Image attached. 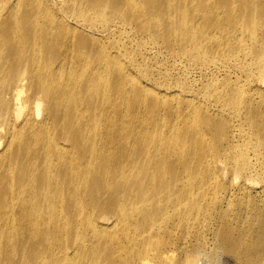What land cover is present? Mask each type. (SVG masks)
Instances as JSON below:
<instances>
[{
  "label": "bare ground",
  "instance_id": "1",
  "mask_svg": "<svg viewBox=\"0 0 264 264\" xmlns=\"http://www.w3.org/2000/svg\"><path fill=\"white\" fill-rule=\"evenodd\" d=\"M226 253L264 264V0H0V264Z\"/></svg>",
  "mask_w": 264,
  "mask_h": 264
},
{
  "label": "rangeland",
  "instance_id": "2",
  "mask_svg": "<svg viewBox=\"0 0 264 264\" xmlns=\"http://www.w3.org/2000/svg\"><path fill=\"white\" fill-rule=\"evenodd\" d=\"M221 260L224 262H221L222 264H226V263H229V264H239V261L237 260L236 257L232 256L231 254H223V256L221 257ZM226 260V261H224Z\"/></svg>",
  "mask_w": 264,
  "mask_h": 264
}]
</instances>
